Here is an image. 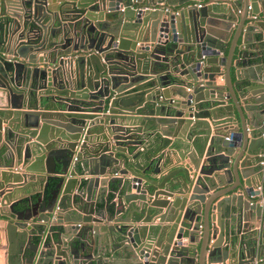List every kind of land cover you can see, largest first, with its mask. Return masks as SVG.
<instances>
[{
    "label": "water",
    "instance_id": "1",
    "mask_svg": "<svg viewBox=\"0 0 264 264\" xmlns=\"http://www.w3.org/2000/svg\"><path fill=\"white\" fill-rule=\"evenodd\" d=\"M197 1L0 0V205L13 168L45 180L0 208L7 264H108L107 239L111 264H264V57L259 77L249 60L232 73L228 31L209 26L264 0ZM169 57L184 61L173 77ZM34 88L65 107L40 108ZM150 129L182 163L140 161L130 146Z\"/></svg>",
    "mask_w": 264,
    "mask_h": 264
},
{
    "label": "crops",
    "instance_id": "2",
    "mask_svg": "<svg viewBox=\"0 0 264 264\" xmlns=\"http://www.w3.org/2000/svg\"><path fill=\"white\" fill-rule=\"evenodd\" d=\"M199 1V0H198ZM197 1V2H198ZM172 3H178V0H170ZM205 4H209L208 0H204ZM227 7L232 6V12L235 15V18L232 20H228L225 16L221 18H216L219 22L209 25L211 29L214 32H219L220 34H223V31H228L227 34V41H226V49L225 51H220L218 55L220 57H226V66L231 69V72L234 73V69L236 65L240 63L242 60H249L251 63L254 64L252 66V72L255 77L260 76L261 68V59L264 57V43H259L260 42V37L261 34L259 30H261V27L255 25V21L251 20L249 18V12L245 14L246 12V6H244L242 9L235 8L234 5L231 2H228ZM174 9L171 10L174 13H177L180 8H182L179 5H176L173 7ZM255 12H262L264 11V6H262L260 3L256 5L254 8ZM228 10H226L227 12ZM257 21H262V20H257ZM59 23L56 21L54 23L55 26H57ZM253 26V28H251ZM66 27V26H65ZM46 51H39L35 52V59L38 60V58H42L41 56L42 53L47 52ZM66 53H63L65 55ZM68 55V54H67ZM71 56V55H70ZM70 57H67L65 61H68ZM169 61L172 64L169 70L167 71H159V74L167 73L169 77H173V75L178 74L179 71L181 72L184 69V61L183 58H180L179 60L173 61L172 57H169ZM257 62V63H256ZM46 64L40 65L41 67L45 66ZM258 65L259 67H256ZM33 68V66H30V68ZM65 68L68 69V66ZM223 70V69H222ZM31 72V71H30ZM22 80V79H21ZM234 80V77H233ZM218 84H223V80H218ZM31 81H20L19 89L22 91L28 92L31 90ZM55 88V86H54ZM39 100V106L40 108H47V109H59L60 107H65V105L62 102H66V100H60V96L55 93L54 90L49 91V89L46 91L45 88L41 89H36ZM169 94H171L172 97H177L176 93L173 91H169ZM64 98V96H62ZM61 101V103L59 102ZM1 104V100H0ZM249 104L245 103V105ZM80 108H86L82 105H78ZM246 126V125H245ZM17 126V124L15 125ZM21 128V127H19ZM92 133L90 134V137L92 141H95V128L92 129ZM259 138H264L261 133H259ZM162 135L157 132L154 129L150 130H144L141 131L139 137H137L138 144L131 145L130 150L137 152L140 151V161L142 163H145L146 160L144 159V155L147 154L150 158L153 159L155 162L156 160L160 161V166L162 168L161 173L166 172L167 170L176 167L179 163H182L180 160L179 155L182 153L181 150L178 149L180 147V143L178 141L173 143L170 142L166 147L162 146ZM185 139H187V135H184ZM4 140L0 141V145L3 148L4 145L2 144ZM124 147V146H123ZM16 149H13L14 155H16L15 152ZM4 160L0 158V163H2ZM190 159L188 157H185L183 163L189 164L190 165ZM7 167L0 165V173L4 170H6ZM15 170V176L9 179V182L5 189H8L7 192L14 191V194L11 196L9 195L8 201H4L1 205L0 208L2 209L1 212H9V205L12 204L13 202L16 201H23L26 199L28 196L32 195L34 192L37 191H43L44 190V183L45 180L43 178H37V175H31L30 173L24 172V167L23 164H21V167L18 168H13ZM159 173V174H161ZM8 177V176H6ZM1 174H0V180H1ZM2 182L4 180H1ZM106 188H109V186L106 184ZM212 192V191H211ZM94 198L97 196L93 193L90 194ZM1 213V214H2ZM68 216V215H66ZM6 218V216L1 215L0 221H3V219ZM226 218H224V221ZM33 221V220H32ZM262 223L259 222V220L255 221V228H260ZM101 238H105L106 236L108 238V233L109 231H101ZM108 240V247L105 249L103 252L104 254L108 255V264L113 263L115 261L114 259H111L110 256H112L115 251H112L109 247V245L112 243L111 240ZM102 247L106 245V242L101 244ZM94 250V249H93ZM108 250H111L112 252H109ZM5 252H4V247L2 246L0 248V264H7L5 261ZM13 264V263H10ZM43 264V263H41ZM125 264V263H124Z\"/></svg>",
    "mask_w": 264,
    "mask_h": 264
},
{
    "label": "built area",
    "instance_id": "3",
    "mask_svg": "<svg viewBox=\"0 0 264 264\" xmlns=\"http://www.w3.org/2000/svg\"><path fill=\"white\" fill-rule=\"evenodd\" d=\"M195 4H196L197 7H201V6L204 5V0H199ZM168 9H169V7H165L164 8V10H168ZM247 10H249V18L251 20H262V21H264V11L258 12V13H252V12H250V10H251V6L250 5L247 6ZM239 11H240V8H239ZM67 57H71V56L69 54L68 55L67 54L61 55L59 57V60L65 61V59H67ZM260 125L262 127L261 135L264 137V110H263V112L261 114V123H260ZM226 138H228V137H226Z\"/></svg>",
    "mask_w": 264,
    "mask_h": 264
}]
</instances>
